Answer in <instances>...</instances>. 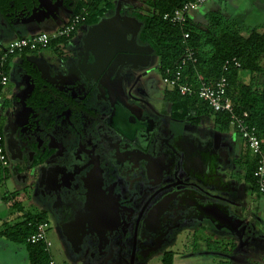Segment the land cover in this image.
Wrapping results in <instances>:
<instances>
[{"label": "flooded vegetation", "instance_id": "1", "mask_svg": "<svg viewBox=\"0 0 264 264\" xmlns=\"http://www.w3.org/2000/svg\"><path fill=\"white\" fill-rule=\"evenodd\" d=\"M78 1L52 0L54 5L45 3L48 9L43 13L32 12L38 0H0V51L5 49L2 43L22 34L18 28L26 24L32 30L60 29ZM88 26L81 24L55 50L48 48L9 67L8 96L0 98L8 162L0 168L1 203L11 207L9 182L33 190L34 200L23 196L21 203L40 206L59 229L67 252L83 264H144L152 256H172L168 251L184 229L189 233L186 238L196 243L193 254L202 253L199 244L206 232L215 238L221 234L235 253L245 251V246L264 245V227L259 231L264 223L259 220L262 205L247 210L245 191L231 177L238 171L236 161L230 154L224 158L213 142L214 134L200 131L192 120L197 116H174L164 99V84L158 87L149 75L157 71L161 79L155 54L147 73L114 69L112 62L109 75L107 69L81 73L78 55ZM85 62L95 64L92 59ZM42 77L53 81L52 90L43 94L36 90L37 82L43 88L48 85ZM29 84L32 89L26 94ZM151 96L162 104L159 110L152 106ZM11 135L20 152L15 162L6 150ZM207 144L215 150L209 166L218 187L199 178L193 161L196 151L203 158ZM245 155L244 164L249 157ZM245 185L257 200L262 197L244 181ZM232 208L241 209L242 216ZM211 209L223 215L222 222L206 217ZM198 229L204 234L194 238ZM75 237H80L77 245L71 242ZM212 243L206 245L211 254L218 250Z\"/></svg>", "mask_w": 264, "mask_h": 264}, {"label": "trees", "instance_id": "2", "mask_svg": "<svg viewBox=\"0 0 264 264\" xmlns=\"http://www.w3.org/2000/svg\"><path fill=\"white\" fill-rule=\"evenodd\" d=\"M188 1L142 0L141 3L147 9V15L129 9L128 13L143 23L138 41L141 44L149 45L154 50L159 63L158 72L161 79L167 69L173 70L179 64L184 55V49L187 47L193 50L197 62L188 64L184 70L185 83L196 89L198 87L196 81L198 76L206 83H214L225 76L228 82L227 95L234 103L237 111L248 113L249 124L257 130L264 154V83H250L247 85L238 80L241 72L257 76V78L263 75L261 62L264 58V32L253 31L248 36L243 37L231 29L223 17L212 13L207 17V26L190 23V14L186 18L187 22L184 28L172 26L163 21L164 14H171ZM113 9L112 0H80L77 2L73 15L84 14V23L93 25ZM185 33L189 34V38L186 40L183 39ZM73 36L74 33L69 38L54 39L50 41L48 48H55L66 43ZM231 59H236L240 63V68L230 69L229 72L224 73L223 65ZM35 82H37V79ZM37 83L36 90L41 94H43L42 91L52 90L50 88L45 90L41 83ZM164 99L170 104L175 117L184 118L191 114L199 118L206 116L221 132L228 131L231 127L226 115L212 112L197 95L181 96L176 89L165 87ZM2 136L0 126V137ZM248 153L250 154L249 151ZM256 161V158L250 154L249 159L245 162V183L252 185V189L258 192L253 176ZM259 195L261 196V194ZM40 221L44 220L41 218L37 221L28 219L23 223L14 225L10 234H7L6 231L1 233L11 239L13 243L25 246L29 254L30 264H49L51 259L50 253L45 250L43 244L30 245L27 243L28 237L35 233V224ZM220 246L224 252L229 253L231 256L235 255V252L232 251V244L228 243ZM220 246L217 245L218 249ZM168 257L172 256L169 255ZM168 257L165 256L164 259ZM163 263L172 264L166 262V260Z\"/></svg>", "mask_w": 264, "mask_h": 264}, {"label": "crops", "instance_id": "3", "mask_svg": "<svg viewBox=\"0 0 264 264\" xmlns=\"http://www.w3.org/2000/svg\"><path fill=\"white\" fill-rule=\"evenodd\" d=\"M126 2L124 3L123 7L126 8V10L128 11L129 9H132L133 11L139 13V14H143V15H147V9L144 8V5L141 3L142 0H125ZM115 4L117 2V0L113 1ZM241 2L243 7H238V3ZM199 8V7H198ZM196 9L195 11H193L190 15H189V21L192 24L195 25H201V26H207V17L212 13L215 15H219L221 17H223L227 22L228 25L230 26L231 29H233L234 31L238 32V34H240L243 37L248 36L251 32L256 31V32H264V0H209L207 1L205 4H203L202 6H200L199 9ZM252 16V18L250 19V17ZM204 17V19L202 18ZM47 27H42L36 30H32L30 26H28V24L19 27L18 29H20L21 33L20 35H16L13 36L12 38H10L8 41L3 42L2 46L3 48L7 47V45L15 40L18 39L20 37H31L33 35H37L40 33H46L49 36L50 41L56 39L55 38V34L56 32L59 30V28L57 29L55 28H49L46 29ZM246 32V34H245ZM55 48H50L49 49H56ZM39 52H35V53H25L23 55H18L16 57L10 58L8 65L6 67L7 69V73L9 70V67L11 66V63L16 62L18 60H30V58L33 56L32 54H38ZM33 59V58H31ZM43 59H45V57H43ZM40 59V58H34L35 61H38L39 63H45V60ZM262 65V69H263V75L260 76L259 78H257V76H252L249 75L242 77L241 74L239 75V79L240 82L242 84H247L249 85L250 83H254V84H262L264 83V58L261 62ZM44 81V80H43ZM46 83V81H44ZM48 84V83H46ZM8 87V86H7ZM6 87V89L2 92L1 98L7 96L5 95V92H8V88ZM17 87V85H16ZM51 88L52 84H48L47 86H45L44 88ZM214 126V125H213ZM220 131V130H219ZM221 132V131H220ZM224 134L227 136L223 139H221V142H224V144L228 147L229 153L232 157V159L234 161H236V166L238 167V171L237 174L243 177V182H242V186L241 188L243 189L244 192V200L245 203L248 205L246 208L247 210H250V206L252 204L253 201H256V195L252 194L251 191H249V187L248 185H245L244 187V181H245V174H246V165L244 164V155L248 154L247 156H250V154L248 152H246V147L243 143V141L238 137V135L232 130V128L230 127L228 131H224ZM237 139L240 140L241 144H238ZM246 157V155H245ZM249 159V157H248ZM247 159V160H248ZM238 164V165H237ZM1 168V165H0ZM1 169H0V177H1ZM9 176H11L9 174ZM1 180V179H0ZM11 184H13V182H11ZM238 185V184H237ZM8 189V196L9 199H7L8 203L10 202L11 207H9V204L7 206V204H2L1 201V194L3 192L0 191V264H7L6 262L8 261V263L10 262V260H16L17 259V263L16 264H30V260H29V254L25 248V246L19 245V244H15L12 242L11 239L7 238L6 236H3L1 233L3 231H6L7 234L11 233V228H13L14 225L23 223L25 220H36L41 218L44 221H40V222H47L50 228V222L47 220V218H49L47 216L46 212H43L41 209V207H26L25 203H21L23 201V196L26 197V199H31L34 200L35 198V194L34 191L29 189V191H27L21 184V186H15V184L12 185L11 189L10 187H7ZM22 192L26 195H23ZM260 201V205H262V203H264V197H261L260 199H258ZM257 200V201H258ZM25 206V207H24ZM257 207V206H256ZM235 212L234 213H238L240 214V217L243 214V211L241 209H237V208H232ZM12 210L13 213L12 215H7V211ZM241 210V211H240ZM251 211V210H250ZM17 213V215L14 217V213ZM262 216V215H261ZM262 219V217H260ZM258 227V226H257ZM48 228V232L49 229ZM55 230H56V234L58 240L61 241V246L62 248V253H64V257L71 263V264H83L81 259H74V256L70 255L67 248V245L65 243V240L63 239L62 236H60L59 234V229L56 228L55 226ZM218 237L216 238H220L221 240H225V238L221 235L218 234L216 235ZM210 237V236H209ZM49 239V238H48ZM207 241H206V240ZM204 240H202L201 246H206L208 247V245L211 243L209 238H205ZM213 242V241H212ZM214 243V242H213ZM212 243V244H213ZM175 245H172L171 250L174 248ZM203 251L202 253H207L202 255L201 257L204 258L205 260H201L199 262V264H216L215 260H208L207 258L209 257H215V258H220L219 261L220 263L218 264H222L224 263L225 260H223L222 258L225 259V257L231 256L229 253H226L224 251H218L216 250L215 253H210L207 252L208 249L206 248H202ZM210 251V250H209ZM195 251L192 249V253H194ZM50 255L52 254L49 251ZM60 253L56 252L55 256ZM173 255V253H171ZM184 254V253H183ZM187 254V256L190 253H185ZM169 256V255H168ZM166 256V257H168ZM174 256L176 257V254H174ZM231 257H235V260H228L227 263L228 264H242V260L243 259V255L241 254H237L235 253L234 256ZM51 258L53 259V256L51 255ZM55 258V257H54ZM207 259V260H206ZM238 259V260H236ZM20 260V263H19ZM54 260V259H53ZM56 260V259H55ZM166 259H164L163 257V261H165ZM244 260V259H243ZM163 261L161 262V264H164ZM176 261V260H175ZM209 261V262H208ZM56 262V261H55ZM167 262V260H166ZM184 262V261H182ZM57 264L58 261L56 262ZM174 264V263H173Z\"/></svg>", "mask_w": 264, "mask_h": 264}, {"label": "built area", "instance_id": "4", "mask_svg": "<svg viewBox=\"0 0 264 264\" xmlns=\"http://www.w3.org/2000/svg\"><path fill=\"white\" fill-rule=\"evenodd\" d=\"M209 0H189L171 14H164L162 19L172 26L184 28L187 22V16L202 6ZM85 22V15H72L67 23L61 27L55 34V38H69L75 33L81 24ZM189 34L185 33L183 39H188ZM50 43L49 36L46 33H40L31 37H20L11 41L3 51H0V98L2 92L8 85V75L6 65L10 58L23 53L32 51H43L48 49ZM197 59L191 48L184 49V55L179 64L173 69H167L162 83L171 89H176L181 96L197 95L214 113L226 115L229 119L230 126L238 137L243 141L246 149L256 158V167L253 173L255 183L259 194L264 196V154L261 149L260 140L255 127L249 124V115L247 112L237 111L234 103L227 95L228 82L225 76L221 77L214 83H206L201 77H197L198 87L195 89L185 83L183 72L188 64H195ZM240 63L236 59L226 61L223 65V72L227 73L230 69H239ZM3 144V138L0 137V165L6 167L7 156ZM49 225L47 222H37L35 224V233L30 235L27 243L30 245L43 244L46 251L52 247L51 241L47 237ZM49 264H57L52 258Z\"/></svg>", "mask_w": 264, "mask_h": 264}, {"label": "water", "instance_id": "5", "mask_svg": "<svg viewBox=\"0 0 264 264\" xmlns=\"http://www.w3.org/2000/svg\"><path fill=\"white\" fill-rule=\"evenodd\" d=\"M125 2V0H117L114 9L108 13V16L101 18L96 24L86 28L82 36L83 51L78 55L80 58L79 63L82 62L79 68L82 74L91 73L92 70L95 72L96 69L98 73H103L105 71L104 69H107L106 75H109L112 73L110 72L112 65L114 69H118L119 66V70L127 68L128 70L134 71L144 70L145 73H147L151 67L154 50L151 49L149 45L144 46L139 44L138 37L143 23L128 13L123 7ZM45 3L51 6L54 5L52 0H38V6H35L32 12L42 10L43 13H47L48 8ZM86 59L88 61L90 59L95 61L94 66H88L85 62ZM111 62L112 65L108 69L107 67ZM43 80L48 84H53V81L47 80L46 78ZM31 89L32 87L30 84L27 85L25 93L29 94ZM19 99L24 108L25 103L23 102V98L19 97ZM6 145V150L8 154L11 155V161L15 162V157L18 155L17 151L19 152V148L15 149V141L12 135L10 139H7ZM211 151L214 153L215 150L207 144L206 149L203 148L202 159L198 157L197 151L195 152V157L198 158L197 161L199 162L196 164L197 167L200 166V168H205V166H207V170L211 171L209 166ZM220 152L225 155L224 158L228 157V153L225 150L221 149ZM239 240H241L240 237Z\"/></svg>", "mask_w": 264, "mask_h": 264}, {"label": "rangeland", "instance_id": "6", "mask_svg": "<svg viewBox=\"0 0 264 264\" xmlns=\"http://www.w3.org/2000/svg\"><path fill=\"white\" fill-rule=\"evenodd\" d=\"M112 1H114V0H112ZM238 7H243V5H242L241 2L238 3ZM202 18L204 19V17H202ZM251 18H252V16L250 17V19ZM245 34H246V32H245ZM39 52H41V51H39ZM43 53H44V51L42 53H38V54L42 55ZM32 55H35V54H32ZM154 61H156V60H153V64H154ZM153 64L151 65L150 68L153 67ZM149 75H151V76H153L155 78V80H156L155 82L158 85V87L160 85L161 86L163 85L161 79L159 78V76L157 74V71H152V72L149 73ZM241 76L242 77L248 76V73L241 72ZM11 84L9 86L10 88H11ZM164 87H166V86L164 85ZM154 94L156 95L155 91L152 93V96ZM5 95L8 96V92H5ZM152 96H151V98H152L151 99V104L154 107L156 106L157 109H158L159 108L158 105L161 107L162 104L160 103V104L157 105L155 98L152 97ZM191 116H194L196 118V115H193V114L189 115L188 117L191 118ZM192 120H193V122L197 126H199L200 131H205V132H209L210 134H214L213 142L215 143V145L219 149V151L221 149H223L227 153H229L228 147L224 144V142H221V139H223V138H225L227 136L224 134V132H220L218 127L213 126L212 121H211V119L209 117H206V116H203V117H200V118L197 117V119H192ZM237 142H238V144H241V142H240L239 139H237ZM210 143H211V141H210ZM229 157H231V155ZM231 177H233V180H234L235 184L236 185L238 184V187L242 186V182H243L242 179H243V177L240 175V172H239V175L236 173L234 175H231ZM7 187H10V189H11V187H12L11 182L8 183V186ZM0 191L3 192L2 189ZM260 204L261 203H260L259 200L258 201L257 200L256 201H253L252 204H251V206H250V210L251 211H255L256 206L258 207L257 210H259L261 208L260 207L261 206ZM261 209L264 211V203H262V208ZM12 213H13L12 210L7 211V215H12ZM14 214H15L14 215V217H15L17 215V213L15 212ZM263 214H264V212L262 213V215ZM260 217H262L264 219V215L261 216L260 213H259V220H261ZM47 220L49 222L51 221L49 218H47ZM261 221H263V220H261ZM50 223H51V227L49 228L50 229L49 232L47 231V237L49 238V240L52 243V247L50 248V252L52 253L51 255L53 256V259L54 260L56 259L55 261L56 262L58 261L59 264H71L64 257L65 254L62 253L63 252L62 251V248L63 247L61 246V241L58 240L57 235H56L58 233H56V230H55V227H54L52 221ZM263 227H264V223H263V225H262V223H260V230H259L260 232H262V228ZM197 231L198 232H197V234L195 235L194 238H196L199 234H204L202 232V229H198ZM205 234H207L206 237L210 239L208 241H210V242L213 241L216 244V247H214L212 249L216 250L218 248L217 245L218 246H220V245H226V244H224V243H226L225 240H221L220 238H215L213 235H211L209 237L208 235H210V234H208L207 232ZM187 235H189V233H188V231L186 229H184L183 232H181L180 236L176 235L177 241L174 244L175 246H174V248L172 250L168 251V252L173 253V255H172V257L166 258L167 262H171L172 264L173 263L174 264H199V262L201 260H205L201 256L204 255V254H207V253H205V252L204 253H200V254H198V253L197 254H193L192 253V249L194 248V245L196 243L192 242V240H193L192 238L187 239L186 238ZM257 236H259V235H257ZM201 243L202 242H200V244H199V249L200 250H203L202 248L208 249L206 246L205 247L204 246H201ZM219 248H220L219 249V252L220 251L222 252L223 251L222 247L220 246ZM244 250L247 251L248 253L245 252V251H242V250L237 251V254H241L242 253V255H243V259L244 260L243 259H240V260H242V261H240V262H242V264H264V245H261L260 243H256V244H253V245L245 246ZM56 252L60 253V255L57 254L55 256ZM185 253H190V254L187 256V254H185ZM174 254H176V257L174 256ZM207 259L209 261L210 260H215V263L216 264L220 263L219 261H217V260H220V258L209 257ZM222 259L225 260L224 263H222V264H228L227 261L228 260H233V259L235 260V257L228 256V257H225V259L224 258H222ZM236 260H238V259H236ZM162 261H163V258L161 256H152L149 259H147L144 262V264H161ZM182 261H184V262H182ZM6 263L7 264H16L17 263V259L16 260L15 259L14 260H10L9 263L7 261ZM19 263H20V260H19Z\"/></svg>", "mask_w": 264, "mask_h": 264}, {"label": "bare ground", "instance_id": "7", "mask_svg": "<svg viewBox=\"0 0 264 264\" xmlns=\"http://www.w3.org/2000/svg\"><path fill=\"white\" fill-rule=\"evenodd\" d=\"M210 153H211L210 154L211 157L214 156V153L212 151ZM193 158H194L193 161H195L194 162L195 163V167L198 169V171H199L198 173L200 174L199 178L204 179L207 183L208 182L215 183L217 185V187H218V185L220 186V183H219L218 179L214 178L211 175L212 174L211 171L207 170V166H205V168H200V166L197 167L196 164L199 163L197 161L198 158H196V157H193ZM211 210L212 211H210V212H206V214H205L206 217L210 218V220H212L213 222H216V221L219 222V221H221V219H223V215H221V213H219L218 211H216L214 209H211ZM79 238L80 237H75L73 240H71V242H73V244L75 243L74 245H77L78 242H79V240H78Z\"/></svg>", "mask_w": 264, "mask_h": 264}]
</instances>
